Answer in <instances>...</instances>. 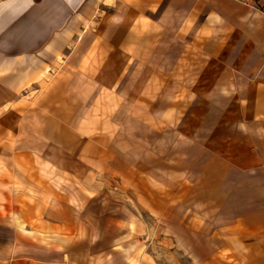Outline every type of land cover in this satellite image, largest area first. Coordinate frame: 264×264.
Masks as SVG:
<instances>
[{
    "label": "crops",
    "instance_id": "1",
    "mask_svg": "<svg viewBox=\"0 0 264 264\" xmlns=\"http://www.w3.org/2000/svg\"><path fill=\"white\" fill-rule=\"evenodd\" d=\"M257 1L0 0V264H264Z\"/></svg>",
    "mask_w": 264,
    "mask_h": 264
},
{
    "label": "rangeland",
    "instance_id": "2",
    "mask_svg": "<svg viewBox=\"0 0 264 264\" xmlns=\"http://www.w3.org/2000/svg\"><path fill=\"white\" fill-rule=\"evenodd\" d=\"M257 4L264 10V0ZM150 228L156 225L149 221ZM197 240H172L141 236L138 241V255L133 264H226L230 257L224 255V240L215 231L203 227Z\"/></svg>",
    "mask_w": 264,
    "mask_h": 264
}]
</instances>
